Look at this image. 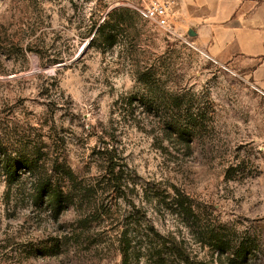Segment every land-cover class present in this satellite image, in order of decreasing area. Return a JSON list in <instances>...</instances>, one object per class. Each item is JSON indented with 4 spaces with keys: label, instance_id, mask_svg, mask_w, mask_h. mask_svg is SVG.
<instances>
[{
    "label": "rangeland",
    "instance_id": "obj_1",
    "mask_svg": "<svg viewBox=\"0 0 264 264\" xmlns=\"http://www.w3.org/2000/svg\"><path fill=\"white\" fill-rule=\"evenodd\" d=\"M126 2L0 0V264H125L123 248L126 264L159 248L184 264L175 243L186 264H229L155 200L178 193L250 251L235 264H264V92L176 14L173 36ZM42 177L75 204L36 200Z\"/></svg>",
    "mask_w": 264,
    "mask_h": 264
},
{
    "label": "crops",
    "instance_id": "obj_2",
    "mask_svg": "<svg viewBox=\"0 0 264 264\" xmlns=\"http://www.w3.org/2000/svg\"><path fill=\"white\" fill-rule=\"evenodd\" d=\"M176 11L200 51L264 92V0H179Z\"/></svg>",
    "mask_w": 264,
    "mask_h": 264
},
{
    "label": "trees",
    "instance_id": "obj_3",
    "mask_svg": "<svg viewBox=\"0 0 264 264\" xmlns=\"http://www.w3.org/2000/svg\"><path fill=\"white\" fill-rule=\"evenodd\" d=\"M108 22H106L104 25L100 26L95 34V36H99L101 32L107 27ZM93 42V39H92ZM91 42V43H92ZM26 169H28V172H31L30 167L27 165ZM14 166L10 167L7 166V174L9 177L15 176V171H13ZM25 168V167H24ZM35 171V168L34 170ZM113 174V172H111ZM65 177L68 178V180L74 181L73 175H70L69 173H65ZM110 180V179H109ZM117 179H111V181H116ZM35 191V197L36 200H41L44 205H47L49 208H52L54 211H59L67 209L70 205L75 204L74 203V196L72 195V192L69 191V189H66L64 187L54 185L52 182V179H48L46 177H42L37 181V184L34 188ZM161 199L167 200L166 203V209L168 210L169 214L171 216H175L176 218L183 220V225L188 228L189 230L195 229L201 232L200 244L203 247H207L209 250H211L212 257L216 255V257L221 260L222 258H226L227 262L229 264H235V262L246 259L250 251L247 249L242 248V245H234L232 242H229L228 240L224 239L221 234L218 233H207V228L202 226L201 220L197 217V214L193 212V207L191 204L186 201L182 195L179 193L174 196H168L166 198L160 197L159 195L156 197L155 200L160 201ZM200 220V221H199ZM207 236V237H206ZM207 238V239H206ZM170 244V243H169ZM62 245L58 241H54L52 246H50L48 249L50 252L57 254V250H60ZM167 247V246H166ZM159 248V247H158ZM174 254L172 255L174 259L179 260L180 262L186 264L189 263V259L186 256H183V253L178 251V244H172L171 247H169ZM161 248H159L158 251H155L152 256H149L150 259L153 260V264H166L168 261L166 259V255L162 253L163 251H160ZM26 252H31L32 257L37 256V250L35 248L29 249ZM129 251L127 248H123L121 250V256H122V263H125L128 261L129 258ZM226 256V257H225ZM248 259V258H247ZM196 264V263H195ZM202 264V263H198Z\"/></svg>",
    "mask_w": 264,
    "mask_h": 264
},
{
    "label": "built area",
    "instance_id": "obj_4",
    "mask_svg": "<svg viewBox=\"0 0 264 264\" xmlns=\"http://www.w3.org/2000/svg\"><path fill=\"white\" fill-rule=\"evenodd\" d=\"M125 7L169 35H177L174 27L179 0H128ZM177 15V14H176Z\"/></svg>",
    "mask_w": 264,
    "mask_h": 264
}]
</instances>
